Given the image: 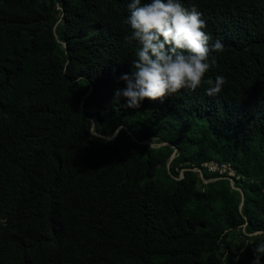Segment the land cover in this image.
Masks as SVG:
<instances>
[{
	"label": "trees",
	"instance_id": "trees-1",
	"mask_svg": "<svg viewBox=\"0 0 264 264\" xmlns=\"http://www.w3.org/2000/svg\"><path fill=\"white\" fill-rule=\"evenodd\" d=\"M128 2L0 0V264H251L264 239V0H181L227 83L139 109L113 101Z\"/></svg>",
	"mask_w": 264,
	"mask_h": 264
},
{
	"label": "clouds",
	"instance_id": "clouds-1",
	"mask_svg": "<svg viewBox=\"0 0 264 264\" xmlns=\"http://www.w3.org/2000/svg\"><path fill=\"white\" fill-rule=\"evenodd\" d=\"M127 9L130 35L126 40L139 47L130 71L117 78L125 86L114 90V102L123 98L124 107L139 109L145 100L163 103L182 89L195 91L202 82L209 85L207 96L221 93L225 77L217 75L214 81L204 77L216 65L213 54L219 55L224 45L219 39L212 42L195 5L185 7L181 0H129ZM261 256L264 239H257L251 264H261Z\"/></svg>",
	"mask_w": 264,
	"mask_h": 264
},
{
	"label": "built area",
	"instance_id": "built-area-1",
	"mask_svg": "<svg viewBox=\"0 0 264 264\" xmlns=\"http://www.w3.org/2000/svg\"><path fill=\"white\" fill-rule=\"evenodd\" d=\"M202 168L206 170L208 173H226V177L229 180V183L232 182L231 177L234 175L230 165L228 163H217L213 160L204 161L200 164ZM192 170H195L199 172V176H201L200 169L197 167L192 168ZM181 175V174H180ZM237 177V176H236Z\"/></svg>",
	"mask_w": 264,
	"mask_h": 264
},
{
	"label": "water",
	"instance_id": "water-1",
	"mask_svg": "<svg viewBox=\"0 0 264 264\" xmlns=\"http://www.w3.org/2000/svg\"><path fill=\"white\" fill-rule=\"evenodd\" d=\"M92 133H93V131H92ZM168 145H170V144H168ZM172 158V155L168 158V161L170 160ZM230 184L232 185V182H230ZM233 187V186H232ZM233 188H235V187H233ZM235 189H237V188H235Z\"/></svg>",
	"mask_w": 264,
	"mask_h": 264
},
{
	"label": "rangeland",
	"instance_id": "rangeland-1",
	"mask_svg": "<svg viewBox=\"0 0 264 264\" xmlns=\"http://www.w3.org/2000/svg\"><path fill=\"white\" fill-rule=\"evenodd\" d=\"M153 143H151V145H152Z\"/></svg>",
	"mask_w": 264,
	"mask_h": 264
}]
</instances>
